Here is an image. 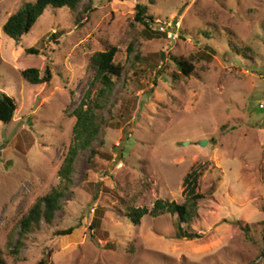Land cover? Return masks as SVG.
Returning <instances> with one entry per match:
<instances>
[{"label":"rangeland","instance_id":"obj_1","mask_svg":"<svg viewBox=\"0 0 264 264\" xmlns=\"http://www.w3.org/2000/svg\"><path fill=\"white\" fill-rule=\"evenodd\" d=\"M34 1L0 0V93L16 107L11 122L0 123L4 264H264V0H89L82 26L67 9L48 8L16 43L2 25ZM136 4L155 19L150 31L134 22ZM54 32H62L57 43ZM108 47L124 70L109 114L101 111L111 125L78 151L52 224L14 252L20 218L63 186L57 172L72 145V111L92 77L88 61ZM136 53L165 59L140 72L130 66ZM171 56L191 65L187 78ZM29 68L41 77L47 68L49 82L28 84L20 73ZM194 166L203 168L196 186L203 199L191 219L200 239H175L167 214L138 225L126 217L156 200L182 203V180Z\"/></svg>","mask_w":264,"mask_h":264},{"label":"trees","instance_id":"obj_2","mask_svg":"<svg viewBox=\"0 0 264 264\" xmlns=\"http://www.w3.org/2000/svg\"><path fill=\"white\" fill-rule=\"evenodd\" d=\"M84 1H88L82 9L81 5ZM67 9L74 16V23L82 26L87 21L89 13L92 12L89 0H35L33 3H26L18 10L11 14L2 25V32L14 42L27 35L36 21L41 17L46 9ZM134 22L139 23L149 30L155 25V19L148 13V7L143 4H136L134 7ZM150 31V30H149ZM62 32H54L51 40L57 43V38ZM207 36V34H203ZM28 55L37 56L38 50L29 48L25 50ZM116 53L114 47H108L103 51L93 53L88 61V69L91 72V79L88 83L82 98L72 111L74 123L71 129L72 145L69 147L66 157H64L61 167L57 172V176L62 182L61 188H53L46 195L36 199L29 210L18 221V239L13 249L14 252L23 246V240L29 235L38 232L42 225L50 226L54 220L55 214L62 208L65 193L72 184L71 177L73 171L74 159L78 151L89 149L100 134L102 125H109L107 120L103 118L101 111L107 110L109 114L110 98L116 88L118 81L124 74L121 66L114 64L113 59ZM171 61L176 65L178 73L182 77H188L192 72L191 65L181 58L170 57ZM163 53L154 54L149 57H143L136 53L131 61L133 68L140 67V72L152 73L156 71L159 64L164 61ZM160 69V68H159ZM157 73V72H156ZM23 80L30 85H40L50 80L49 70L45 69L44 76H40L38 70L29 68L20 73ZM176 77V76H175ZM16 110L15 102L7 95L0 93V123L8 124L11 122L13 114ZM125 118L129 117L126 105L123 107ZM123 115V114H122ZM120 115V117L123 116ZM124 118V119H125ZM111 125V124H110ZM101 144V141H100ZM100 155L97 151L91 150L90 157L93 158ZM103 156V155H102ZM105 157V156H103ZM201 166H194L186 173L182 180L183 194L185 199L182 203L165 202L156 200L152 204L150 210L146 208H130L127 212V218L133 225H138L139 220L148 215L156 218L167 214L172 218L171 225L174 229V237L177 240L192 241L201 238V234L191 227V219L193 217L194 208L203 198L196 193L197 179L202 173ZM247 231V228H243ZM72 229L56 231L55 236H68ZM262 243L264 245V229L262 231ZM0 264H4L0 257ZM43 264V262H40Z\"/></svg>","mask_w":264,"mask_h":264},{"label":"built area","instance_id":"obj_3","mask_svg":"<svg viewBox=\"0 0 264 264\" xmlns=\"http://www.w3.org/2000/svg\"><path fill=\"white\" fill-rule=\"evenodd\" d=\"M168 38H172V36L169 34ZM259 109L264 110V101H261L258 105Z\"/></svg>","mask_w":264,"mask_h":264},{"label":"water","instance_id":"obj_4","mask_svg":"<svg viewBox=\"0 0 264 264\" xmlns=\"http://www.w3.org/2000/svg\"><path fill=\"white\" fill-rule=\"evenodd\" d=\"M206 144V142H200V146H204Z\"/></svg>","mask_w":264,"mask_h":264}]
</instances>
